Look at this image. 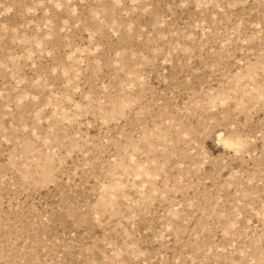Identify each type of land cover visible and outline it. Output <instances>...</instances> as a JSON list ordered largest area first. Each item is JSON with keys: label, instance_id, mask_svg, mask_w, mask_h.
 <instances>
[{"label": "rangeland", "instance_id": "obj_1", "mask_svg": "<svg viewBox=\"0 0 264 264\" xmlns=\"http://www.w3.org/2000/svg\"><path fill=\"white\" fill-rule=\"evenodd\" d=\"M0 264H264V0H0Z\"/></svg>", "mask_w": 264, "mask_h": 264}, {"label": "clouds", "instance_id": "obj_2", "mask_svg": "<svg viewBox=\"0 0 264 264\" xmlns=\"http://www.w3.org/2000/svg\"><path fill=\"white\" fill-rule=\"evenodd\" d=\"M223 136V133H220ZM230 151H235L238 155L240 151H243L246 145L243 141L238 137L235 141L231 142L230 144L225 145Z\"/></svg>", "mask_w": 264, "mask_h": 264}]
</instances>
